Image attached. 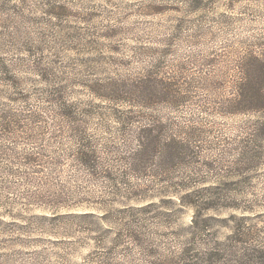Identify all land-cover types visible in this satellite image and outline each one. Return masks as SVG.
<instances>
[{
	"label": "rangeland",
	"instance_id": "1",
	"mask_svg": "<svg viewBox=\"0 0 264 264\" xmlns=\"http://www.w3.org/2000/svg\"><path fill=\"white\" fill-rule=\"evenodd\" d=\"M251 57L264 0H0V264H173L188 187L199 243L264 261V105H228Z\"/></svg>",
	"mask_w": 264,
	"mask_h": 264
},
{
	"label": "trees",
	"instance_id": "2",
	"mask_svg": "<svg viewBox=\"0 0 264 264\" xmlns=\"http://www.w3.org/2000/svg\"><path fill=\"white\" fill-rule=\"evenodd\" d=\"M258 61V57H251V59L247 58V62L245 61V75H243V78L237 86V96L228 104L232 110V107H240L241 105H245V107H256L259 103L264 105V64H260ZM141 137L142 143L140 144L142 146V151L138 154V161L145 155L147 157L153 147L155 148V152L156 149L159 148V139L153 136L150 129L148 133L142 134ZM172 149L173 148L170 147L169 150V156L171 158H173ZM82 151L78 153V159H82ZM83 155L84 158H86V156H90L91 154L85 151ZM138 161H136V163H139ZM200 194L201 191L192 187L183 189L182 196L189 198L190 205L194 208V212L190 226L188 227V230L191 229L189 234L190 238L188 242L185 241L183 243L184 246L179 255L180 259L178 258L179 260L173 264H264V261L260 259L258 255L259 251L255 247L245 246L244 244H242V248L236 246V242L239 243V241H235V238L231 236L227 242H214V244L205 243L204 245L199 243L198 240L200 236L203 237L205 233H210L209 227L211 225L209 218L204 215L202 217L199 213L202 207L201 203L203 205V202L200 200L205 201L204 199H207ZM209 207L211 206H206L205 208L208 209ZM236 228V232L240 234L239 231H243L242 229H244L243 221L237 223ZM242 235H244V233H242ZM192 245L196 246L192 247Z\"/></svg>",
	"mask_w": 264,
	"mask_h": 264
}]
</instances>
